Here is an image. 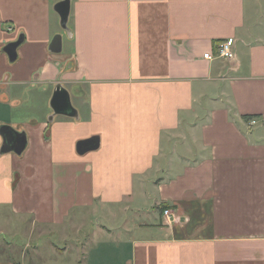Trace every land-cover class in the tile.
I'll return each instance as SVG.
<instances>
[{"label": "crops", "instance_id": "0c3cea01", "mask_svg": "<svg viewBox=\"0 0 264 264\" xmlns=\"http://www.w3.org/2000/svg\"><path fill=\"white\" fill-rule=\"evenodd\" d=\"M59 1L0 0V264H264V0Z\"/></svg>", "mask_w": 264, "mask_h": 264}, {"label": "water", "instance_id": "95a60500", "mask_svg": "<svg viewBox=\"0 0 264 264\" xmlns=\"http://www.w3.org/2000/svg\"><path fill=\"white\" fill-rule=\"evenodd\" d=\"M70 4L71 0H60L53 6V10L59 18V26L62 32L67 36L70 35V30L67 25L70 14ZM22 42L23 37L19 36L16 41L6 44L0 52L6 54L9 62H14L17 58V49ZM48 50L52 54H60L62 52L61 34H56L52 38ZM49 107L52 111V118L54 116L77 118V111L71 104L69 93L63 86H61V84L55 86ZM0 135L3 138V143L0 149L1 154L13 152L19 156L23 153L26 147V136L23 132H18L11 126L3 125L0 126ZM99 146V137L92 136L88 139L78 141L75 150L78 155L83 156L88 152L98 150Z\"/></svg>", "mask_w": 264, "mask_h": 264}, {"label": "built area", "instance_id": "2783aa9c", "mask_svg": "<svg viewBox=\"0 0 264 264\" xmlns=\"http://www.w3.org/2000/svg\"><path fill=\"white\" fill-rule=\"evenodd\" d=\"M203 58L208 61H212L214 59L233 60L235 58V51L229 41H224L216 46L215 53L204 54ZM254 124L255 120H251L250 125ZM163 215L167 218H170L172 215V210H170V208L164 210Z\"/></svg>", "mask_w": 264, "mask_h": 264}, {"label": "rangeland", "instance_id": "374dc122", "mask_svg": "<svg viewBox=\"0 0 264 264\" xmlns=\"http://www.w3.org/2000/svg\"><path fill=\"white\" fill-rule=\"evenodd\" d=\"M5 29H7V27H6ZM64 37H65V36H64ZM18 38H19V37H18ZM18 38H17V39H18ZM65 38H66V37H65ZM15 41H16V40H15ZM67 50H68V45H66V47H65V50H64L65 53L67 52ZM64 51H63V53H64ZM160 210H161V209H160Z\"/></svg>", "mask_w": 264, "mask_h": 264}, {"label": "trees", "instance_id": "16d2710c", "mask_svg": "<svg viewBox=\"0 0 264 264\" xmlns=\"http://www.w3.org/2000/svg\"><path fill=\"white\" fill-rule=\"evenodd\" d=\"M166 209H168L167 206H161V210H162V212H163L164 210H166Z\"/></svg>", "mask_w": 264, "mask_h": 264}]
</instances>
